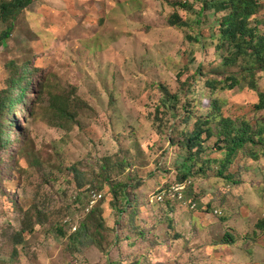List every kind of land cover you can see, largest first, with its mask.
<instances>
[{"label":"rangeland","instance_id":"374dc122","mask_svg":"<svg viewBox=\"0 0 264 264\" xmlns=\"http://www.w3.org/2000/svg\"><path fill=\"white\" fill-rule=\"evenodd\" d=\"M214 2L35 0L0 20V92L30 77L0 152V264H264V71L253 90L224 63ZM233 76L213 108L206 81ZM196 118L213 136L189 159ZM222 118L253 139L228 164Z\"/></svg>","mask_w":264,"mask_h":264},{"label":"trees","instance_id":"16d2710c","mask_svg":"<svg viewBox=\"0 0 264 264\" xmlns=\"http://www.w3.org/2000/svg\"><path fill=\"white\" fill-rule=\"evenodd\" d=\"M35 0H9L4 1L0 5V20L15 21L18 16L27 8H29ZM213 5H220L227 13L222 17L219 23V42L218 47L227 48V54L223 53L225 64L236 65L242 62V73L251 89H256L255 76L257 71H264V33H261L257 26L251 25V18L255 16L260 8V0H215ZM176 6V4L174 5ZM178 14L174 11L169 17L171 25H177L180 22ZM14 25H10L7 30L0 35V47L4 45V41L11 38ZM30 77L23 71L18 77H13L10 86L0 92V152L6 146L8 139L7 131L9 125L8 116L14 115L17 107H19L28 92ZM229 83L224 81L207 80L204 85L205 94L211 99L213 108L218 107V100L214 98L218 90L233 89L239 83L237 77H229ZM258 110L264 109V95L261 96L259 103L256 105ZM193 118L192 109H188L184 120L188 123ZM208 119L202 120L196 118L194 129L190 135L183 140L184 148L188 149L191 154L189 159H193L195 155L191 153L192 148L196 147L197 152L203 150L204 140L213 136ZM222 126L219 136L223 137L226 142V160L228 164L231 157L246 143L253 141L247 137L249 126L237 128L235 121L229 118L220 120ZM205 134V139L203 135ZM193 157V158H192ZM226 163L223 168H226ZM120 184L113 185L112 192L114 195L115 206L118 207L119 202L130 204V199L122 189ZM122 191V195L118 197V192ZM119 200V202H118ZM119 210V209H118Z\"/></svg>","mask_w":264,"mask_h":264}]
</instances>
